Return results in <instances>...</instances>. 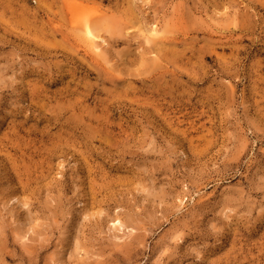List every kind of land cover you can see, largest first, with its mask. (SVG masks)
Segmentation results:
<instances>
[{
	"label": "rangeland",
	"instance_id": "rangeland-1",
	"mask_svg": "<svg viewBox=\"0 0 264 264\" xmlns=\"http://www.w3.org/2000/svg\"><path fill=\"white\" fill-rule=\"evenodd\" d=\"M0 264H264V0H0Z\"/></svg>",
	"mask_w": 264,
	"mask_h": 264
},
{
	"label": "bare ground",
	"instance_id": "bare-ground-1",
	"mask_svg": "<svg viewBox=\"0 0 264 264\" xmlns=\"http://www.w3.org/2000/svg\"><path fill=\"white\" fill-rule=\"evenodd\" d=\"M139 1V0H138ZM144 3V1H142ZM91 20V19H90ZM93 20V19H92ZM73 23L77 24L79 23V20L78 19H73L72 20ZM91 24V23H90ZM91 25H89L88 23L85 24V28H86V32L87 34L93 39V42L96 44V45H102V42H104V39L101 35L99 34H96L95 32H93V30L90 28ZM150 30V28H149ZM95 31V30H94ZM97 31V30H96ZM146 32V31H145ZM98 33V32H97ZM156 33V30L153 28V30L149 31V34L150 35H155ZM148 34V35H149ZM93 43V45H94ZM105 44V43H104ZM97 47V46H96ZM100 49V48H99Z\"/></svg>",
	"mask_w": 264,
	"mask_h": 264
}]
</instances>
